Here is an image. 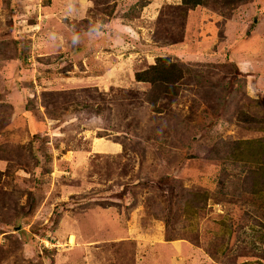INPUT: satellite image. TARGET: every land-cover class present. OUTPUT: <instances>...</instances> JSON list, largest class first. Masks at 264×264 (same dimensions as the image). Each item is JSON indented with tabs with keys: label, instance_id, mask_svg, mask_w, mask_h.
Instances as JSON below:
<instances>
[{
	"label": "rangeland",
	"instance_id": "374dc122",
	"mask_svg": "<svg viewBox=\"0 0 264 264\" xmlns=\"http://www.w3.org/2000/svg\"><path fill=\"white\" fill-rule=\"evenodd\" d=\"M263 72L264 0H0V264H264Z\"/></svg>",
	"mask_w": 264,
	"mask_h": 264
},
{
	"label": "trees",
	"instance_id": "16d2710c",
	"mask_svg": "<svg viewBox=\"0 0 264 264\" xmlns=\"http://www.w3.org/2000/svg\"><path fill=\"white\" fill-rule=\"evenodd\" d=\"M206 0H180V2L188 7H194L200 5ZM226 5L235 4L242 0H223ZM172 66L168 67L171 68ZM166 66L163 64H157L150 66L148 70L142 72H136L134 74V79L137 82L152 83L155 84L159 82L164 77L166 71ZM152 74V76H151ZM237 145L244 147H251L250 152H245L246 149H241L234 152L233 157L235 160H239L242 163L249 162L252 166L249 168L247 173H249V187L251 188L249 193L261 196L264 199V144L261 139L253 141H241L236 143ZM244 178V177H243ZM264 225V224H263Z\"/></svg>",
	"mask_w": 264,
	"mask_h": 264
},
{
	"label": "crops",
	"instance_id": "0c3cea01",
	"mask_svg": "<svg viewBox=\"0 0 264 264\" xmlns=\"http://www.w3.org/2000/svg\"><path fill=\"white\" fill-rule=\"evenodd\" d=\"M258 83L257 93L260 92L262 94L261 96L264 97V72L259 75Z\"/></svg>",
	"mask_w": 264,
	"mask_h": 264
}]
</instances>
